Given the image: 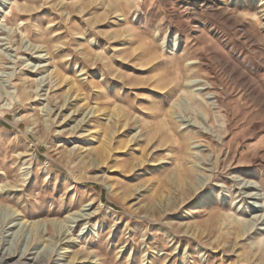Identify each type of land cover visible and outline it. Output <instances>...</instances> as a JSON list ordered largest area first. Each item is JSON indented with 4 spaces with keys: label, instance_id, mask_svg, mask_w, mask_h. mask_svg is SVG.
<instances>
[{
    "label": "rangeland",
    "instance_id": "1",
    "mask_svg": "<svg viewBox=\"0 0 264 264\" xmlns=\"http://www.w3.org/2000/svg\"><path fill=\"white\" fill-rule=\"evenodd\" d=\"M6 252L264 264V0H0Z\"/></svg>",
    "mask_w": 264,
    "mask_h": 264
},
{
    "label": "bare ground",
    "instance_id": "2",
    "mask_svg": "<svg viewBox=\"0 0 264 264\" xmlns=\"http://www.w3.org/2000/svg\"><path fill=\"white\" fill-rule=\"evenodd\" d=\"M1 25H2V23H1ZM56 77H58V79H60V81L62 80V78H63V76L59 73V74H57L56 75ZM190 83H191V81H190ZM189 84V83H188ZM78 91H80V90H78ZM93 110V109H92ZM91 112H93V111H91L90 110V112L88 113V115H87V117H89V115L91 114ZM94 113V112H93ZM93 146V142H91L89 145H88V147H91V148H93L92 147ZM91 148H88V149H86V150H90ZM101 149H102V147L100 146V148H99V150H100V152H102L101 151ZM103 150V149H102ZM250 186V185H249ZM251 194H254V193H251ZM251 194H249V196L248 197H252V198H255L256 197V195L254 194V195H251ZM257 195H258V193H257ZM261 196V195H260ZM263 197V196H262ZM261 197V198H262ZM83 217H85V216H83ZM28 223H29V221H24L23 223H20V225L21 224H23V226H27L28 225ZM33 223H31V224H29L28 225V227H30L31 225H32ZM37 234V233H36ZM42 233H39L38 234V237L40 238H42ZM67 238H64V240H66ZM64 240H62V241H64ZM36 241V240H35ZM28 251V250H27ZM14 256L15 255H12V254H9L8 252H6V253H1V256H0V264H2V262H4L5 261V264H8V261H10V259H14ZM22 257H24V255H20V257H19V259L14 263V264H21V259H22ZM55 259V258H54ZM33 261V260H32ZM43 264H47V262L45 263V262H43Z\"/></svg>",
    "mask_w": 264,
    "mask_h": 264
}]
</instances>
